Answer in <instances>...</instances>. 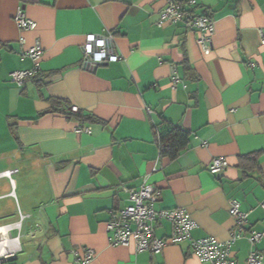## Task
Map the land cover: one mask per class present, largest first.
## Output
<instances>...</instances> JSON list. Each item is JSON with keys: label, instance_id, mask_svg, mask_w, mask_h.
I'll list each match as a JSON object with an SVG mask.
<instances>
[{"label": "crops", "instance_id": "1", "mask_svg": "<svg viewBox=\"0 0 264 264\" xmlns=\"http://www.w3.org/2000/svg\"><path fill=\"white\" fill-rule=\"evenodd\" d=\"M198 3L215 21L209 54L185 22L159 23L166 0H0V220H10L0 225L20 237L0 264H82L84 248L94 250L85 264H212L189 239L159 253L111 243V211L144 182L160 191L156 209L187 208L193 238L229 240L238 228L229 201L239 199L247 223L234 264L253 251L264 264V237H247L264 231V0ZM19 8L35 29L19 28ZM89 34L109 38L119 59L86 68ZM37 39L39 69L20 85L11 73L35 67L25 51ZM50 97L62 111H48ZM65 102L99 121L69 117ZM163 118L191 133L176 159L160 154ZM253 153L259 167L245 173L240 157ZM216 156L229 166L211 173ZM172 232L168 219L155 225L158 237Z\"/></svg>", "mask_w": 264, "mask_h": 264}, {"label": "built area", "instance_id": "2", "mask_svg": "<svg viewBox=\"0 0 264 264\" xmlns=\"http://www.w3.org/2000/svg\"><path fill=\"white\" fill-rule=\"evenodd\" d=\"M198 0H166V6L161 12L159 23L165 21H183L189 28L197 30L200 33L198 43L205 54H209L213 49V35L215 33V21L207 13L198 10ZM21 30H33L37 27V22L28 17L23 8H19L14 17ZM21 41L25 39L22 37ZM109 38L89 34L84 45L85 60L84 64L88 69H94L99 64L106 61H117L119 56L109 52ZM264 43V38H263ZM25 53L35 61V67L32 70H15L11 73L12 79L22 85L24 79L35 74L39 69L40 59L43 54V48L40 40L37 39ZM172 82L176 84L179 81L176 67L172 69ZM65 112L78 113V105H67ZM80 127L77 131H82ZM89 131V127H85ZM229 166V161L221 156H216L208 165L211 173H219ZM129 191V203L119 206L111 211L109 220L106 222V229L110 235L111 243L131 244L133 243L137 250H149L155 253L162 252L169 244H177L185 239H189L193 252L202 262L212 264H234L232 253L233 243L244 235V226L247 223V213L240 208V200L237 198L229 201V212L235 218L238 226L229 240L223 241L213 236L202 238H193L192 230L197 227L196 220L191 216L185 207L172 209L155 208V201L158 199L160 191L153 185L144 182L138 188H131ZM161 219H168L173 223V232L166 237H158L155 234V225ZM16 226L0 225V262L4 258H11L15 255L14 249H6V241L19 240V236H12V229ZM19 231L21 226H18ZM251 242L256 243L264 237V231H252L247 236ZM80 251H75L79 253ZM83 256L79 255V261L82 264L87 263L93 258L94 250L91 248L83 249ZM249 264H262L263 254L253 251L248 257Z\"/></svg>", "mask_w": 264, "mask_h": 264}, {"label": "trees", "instance_id": "3", "mask_svg": "<svg viewBox=\"0 0 264 264\" xmlns=\"http://www.w3.org/2000/svg\"><path fill=\"white\" fill-rule=\"evenodd\" d=\"M49 100L51 102V106L48 111H62L63 102L61 100L53 97H50ZM65 103V106L70 105L67 102ZM63 111L65 112V110ZM65 113L69 115V117L74 116L75 119L83 122L96 120L99 121L92 115H82L80 114V112ZM154 127L160 143L161 156L168 157L169 159H176L181 155L183 151H185L189 147L191 133L188 129L177 126L165 118H163L162 121ZM258 157V153L248 154L240 157V168H242L243 171L247 173L248 171L252 170V168L259 167Z\"/></svg>", "mask_w": 264, "mask_h": 264}, {"label": "rangeland", "instance_id": "4", "mask_svg": "<svg viewBox=\"0 0 264 264\" xmlns=\"http://www.w3.org/2000/svg\"><path fill=\"white\" fill-rule=\"evenodd\" d=\"M7 221H10V220H4V221H3V220H0V223H1V222H4V223H5V222H7Z\"/></svg>", "mask_w": 264, "mask_h": 264}]
</instances>
